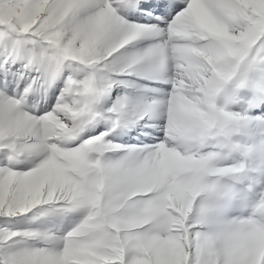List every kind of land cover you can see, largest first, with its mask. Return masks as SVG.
Returning a JSON list of instances; mask_svg holds the SVG:
<instances>
[{
	"label": "snow or ice",
	"instance_id": "1",
	"mask_svg": "<svg viewBox=\"0 0 264 264\" xmlns=\"http://www.w3.org/2000/svg\"><path fill=\"white\" fill-rule=\"evenodd\" d=\"M0 264H264V0H0Z\"/></svg>",
	"mask_w": 264,
	"mask_h": 264
}]
</instances>
